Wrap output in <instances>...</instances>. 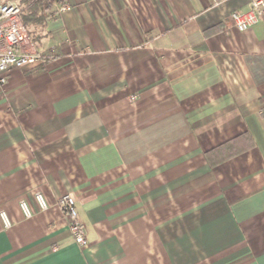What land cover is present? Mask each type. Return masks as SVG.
Wrapping results in <instances>:
<instances>
[{
    "label": "crops",
    "instance_id": "0c3cea01",
    "mask_svg": "<svg viewBox=\"0 0 264 264\" xmlns=\"http://www.w3.org/2000/svg\"><path fill=\"white\" fill-rule=\"evenodd\" d=\"M62 1L24 42L56 57L0 81V264H264V19L230 20L252 0Z\"/></svg>",
    "mask_w": 264,
    "mask_h": 264
},
{
    "label": "built area",
    "instance_id": "2783aa9c",
    "mask_svg": "<svg viewBox=\"0 0 264 264\" xmlns=\"http://www.w3.org/2000/svg\"><path fill=\"white\" fill-rule=\"evenodd\" d=\"M69 8L64 1L57 2L55 11L62 12ZM24 7L16 0H7L0 3V81L6 82L4 73L12 68L36 67L55 58V52L46 50H28L24 47L27 29L24 26L22 15ZM264 19V0H252L248 9L234 10L230 14V20L238 30L245 31ZM36 198L42 208H47V203L40 192H36ZM22 208L27 216L30 210L25 201H21ZM57 206L63 213L68 229L75 241L85 246L86 225L77 208V197L73 192H68L57 199ZM6 225L10 222L4 211L1 212Z\"/></svg>",
    "mask_w": 264,
    "mask_h": 264
},
{
    "label": "trees",
    "instance_id": "16d2710c",
    "mask_svg": "<svg viewBox=\"0 0 264 264\" xmlns=\"http://www.w3.org/2000/svg\"><path fill=\"white\" fill-rule=\"evenodd\" d=\"M59 1L62 0H22L24 4V13L22 15L24 26L29 28L30 25H45L54 15V3ZM243 139L244 137L238 136L235 139L225 142L214 148L212 154L218 158H229L239 151V143Z\"/></svg>",
    "mask_w": 264,
    "mask_h": 264
},
{
    "label": "rangeland",
    "instance_id": "374dc122",
    "mask_svg": "<svg viewBox=\"0 0 264 264\" xmlns=\"http://www.w3.org/2000/svg\"><path fill=\"white\" fill-rule=\"evenodd\" d=\"M4 0H0V3H2ZM7 1V0H6ZM16 1H18L23 7H24V4L22 3V0H16ZM56 3V2H55ZM55 3H54V5H53V10H54V8H56L57 7V5H55Z\"/></svg>",
    "mask_w": 264,
    "mask_h": 264
}]
</instances>
